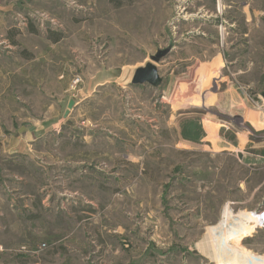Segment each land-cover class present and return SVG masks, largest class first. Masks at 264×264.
<instances>
[{
    "label": "rangeland",
    "instance_id": "obj_1",
    "mask_svg": "<svg viewBox=\"0 0 264 264\" xmlns=\"http://www.w3.org/2000/svg\"><path fill=\"white\" fill-rule=\"evenodd\" d=\"M3 83L35 162L6 167L0 264H264V0H0Z\"/></svg>",
    "mask_w": 264,
    "mask_h": 264
},
{
    "label": "crops",
    "instance_id": "obj_2",
    "mask_svg": "<svg viewBox=\"0 0 264 264\" xmlns=\"http://www.w3.org/2000/svg\"><path fill=\"white\" fill-rule=\"evenodd\" d=\"M2 70H4V68H2ZM62 77V76H61ZM55 80V75L54 77H52V83ZM61 82V81H60ZM5 84H2V87L0 89V91L2 93L7 92L8 90L3 88ZM49 97V105L48 109H50V111H55V105L57 102H61V100L55 101L53 96H48ZM39 95L37 94L36 99H39ZM52 98V100H51ZM9 101H6L5 99H3L2 101H0V107L2 109H8L11 108V105L8 103ZM69 103V102H68ZM16 106V105H14ZM3 112V111H2ZM4 113H2V115H0V140L3 139V146H0V216L2 213V205L7 206L6 204L9 203V201H13V198L16 197L14 190L10 191V193L8 191H6V189L9 188L8 184H7V178L8 175L7 172V165H13L15 167H19L20 165H22L25 160L28 161V159L33 163L35 162V159H31L25 156H35V149H31V148H24L23 146H21L20 144H23L22 142V138L21 136H23L22 134L27 130L26 127L24 125H20L18 127V132L15 133L14 135L12 134L11 136H9V131L11 130H15L16 128L14 127V125L18 124L20 121H24V119L22 118V116L20 117H14V115H11V117H9V115H3ZM65 114V113H64ZM11 124V128L8 127V125ZM33 133H35V127L32 128ZM31 133V134H33ZM21 135V136H20ZM225 143L229 144L226 139H225ZM241 145V144H240ZM231 146H233L231 144ZM234 147V146H233ZM245 148L243 151V154L245 155L244 159L246 161V165L249 166H254L257 169H264V163L261 164H257V163H253L249 160H251L254 156H256V160H263L264 159V142L259 143L256 145V147H254V152L252 151V147L251 145H244ZM230 151H232L233 149H229ZM251 156V157H249ZM25 158V159H24ZM27 158V159H26ZM253 160V159H252ZM258 167V168H257ZM15 179L18 177V174L14 175ZM18 179H22V178H17ZM264 185V178L262 179V181L256 186L255 190L259 191V189ZM264 195V194H263ZM263 199V203H264V196L261 198ZM245 203V202H244ZM4 247H2L0 245V249H3ZM1 252V251H0ZM1 254V253H0Z\"/></svg>",
    "mask_w": 264,
    "mask_h": 264
},
{
    "label": "bare ground",
    "instance_id": "obj_3",
    "mask_svg": "<svg viewBox=\"0 0 264 264\" xmlns=\"http://www.w3.org/2000/svg\"><path fill=\"white\" fill-rule=\"evenodd\" d=\"M252 217H255V216L252 215ZM231 218H232L231 216H229V217L224 216L223 221L221 223V226H224V229H225L224 232L222 233V235H223L222 241L225 243H227L228 241H231V240H236V239H240V238L245 237L249 233L252 222H253L250 215H248V214L243 216L242 218H239L236 222H231ZM229 222L231 224H228ZM212 233H213L212 235L214 236L213 241H217L214 229H212ZM210 236H211V234H210ZM211 238H212V236H211ZM220 242H221V240H220ZM211 246H212V243H211ZM215 247H217V246L215 245ZM230 247H231L230 249H231L232 255H233V259L231 260L232 264H260L259 261L257 259L255 260L254 257L249 252H245V251L240 252L235 246H230ZM206 248H205V250H206ZM210 250H211V248H210ZM215 254H217L216 250H215ZM217 262H218V264H229L227 261H224L223 259H219V261H217Z\"/></svg>",
    "mask_w": 264,
    "mask_h": 264
},
{
    "label": "water",
    "instance_id": "obj_4",
    "mask_svg": "<svg viewBox=\"0 0 264 264\" xmlns=\"http://www.w3.org/2000/svg\"><path fill=\"white\" fill-rule=\"evenodd\" d=\"M170 52L171 47L159 50L156 54L150 57L151 61L147 62L143 66L136 68L133 74L132 83L136 85L147 83L153 87H159L163 83L164 78L159 73L157 63H159ZM75 102L76 101L74 99H71L69 101L64 117H68L71 109H73L75 105Z\"/></svg>",
    "mask_w": 264,
    "mask_h": 264
},
{
    "label": "built area",
    "instance_id": "obj_5",
    "mask_svg": "<svg viewBox=\"0 0 264 264\" xmlns=\"http://www.w3.org/2000/svg\"><path fill=\"white\" fill-rule=\"evenodd\" d=\"M79 81H80V79H77V80H76V82H79Z\"/></svg>",
    "mask_w": 264,
    "mask_h": 264
}]
</instances>
